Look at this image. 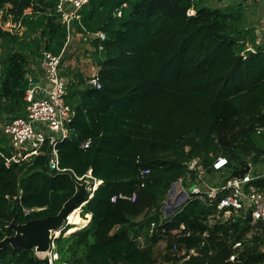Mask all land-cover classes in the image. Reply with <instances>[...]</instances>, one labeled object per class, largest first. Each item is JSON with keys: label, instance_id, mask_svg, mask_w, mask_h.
Masks as SVG:
<instances>
[{"label": "trees", "instance_id": "16d2710c", "mask_svg": "<svg viewBox=\"0 0 264 264\" xmlns=\"http://www.w3.org/2000/svg\"><path fill=\"white\" fill-rule=\"evenodd\" d=\"M240 1L89 0L73 28L93 47L101 87L71 66L61 72L72 117L56 145L59 173L49 141L14 161L2 129L26 116L28 77L38 78L43 54L71 58L59 0H0V241L15 234L13 222L58 215L89 181L81 215L91 218L57 238L58 263L264 264V224L218 210L229 192L190 194L162 211L175 184L220 188L243 164L264 192V37ZM219 157L228 165L218 171ZM195 159L203 174L190 169ZM0 264L46 263L34 249L7 247Z\"/></svg>", "mask_w": 264, "mask_h": 264}, {"label": "built area", "instance_id": "2783aa9c", "mask_svg": "<svg viewBox=\"0 0 264 264\" xmlns=\"http://www.w3.org/2000/svg\"><path fill=\"white\" fill-rule=\"evenodd\" d=\"M88 2L89 0H59L57 12L60 14L61 22L66 26L69 33L68 42L73 32L74 21H80L81 16L79 12ZM187 14L194 16V8L189 9ZM6 27L15 28L16 25L8 22ZM95 36L101 39L105 38L102 32H99ZM62 56L63 53L54 55L50 52H45L43 54V58L41 59L42 73L37 79L31 75L28 77L29 87L25 96V100L28 103L26 116L16 118L2 126L5 134L11 138V146L14 150L12 160L20 162L38 155L46 141H49L53 147L50 168L59 173H63L66 170L59 166L56 145L68 137V123L72 117L70 109L65 103L68 80L61 75ZM89 82L98 89L101 87L96 75L92 76ZM263 132L264 126L257 129L258 135H261ZM88 146L89 142L84 144V148ZM227 165L228 160L224 157H219L214 162L213 168L219 171L223 170ZM247 165L250 167L248 174L242 178L229 179L220 188L210 187L204 190L200 186H195L189 193L181 186V183L175 184L173 191L170 192L167 198L168 203L167 205L165 204L162 211L167 210L172 205L175 208L180 206L182 204L180 202L181 199H184V203L187 202V196L190 199V194L202 195L205 193L209 198L215 199L219 192H229L230 195L223 198L218 204V210L227 209L225 210L226 217L235 213L236 215H243L245 218L251 216L254 223L260 221L264 224V192L252 184L257 178L253 176V166L251 164ZM189 167L203 174L199 160H193ZM178 185L181 187L179 190L177 189ZM173 194L177 197L175 204L170 202ZM81 208V206L78 207L66 217L60 231L51 234L50 249L42 254L36 253L46 264H65L58 263L60 255L56 247V240L62 234L70 233L72 228L76 227V225L71 223L70 218L74 212L81 211ZM70 227L72 228L69 229ZM154 227L155 224H152V228ZM234 259L235 257L232 256L230 260L233 261Z\"/></svg>", "mask_w": 264, "mask_h": 264}, {"label": "water", "instance_id": "95a60500", "mask_svg": "<svg viewBox=\"0 0 264 264\" xmlns=\"http://www.w3.org/2000/svg\"><path fill=\"white\" fill-rule=\"evenodd\" d=\"M252 49H248L244 55L253 54ZM250 172V167L243 164L242 168L234 172L229 179L242 178ZM91 177V175H90ZM88 182L77 183V191L75 195L64 205L60 213L56 216H51L45 219H36L27 222L26 224H15L9 226L10 230L15 231V234L6 237L0 241V249L12 247L15 250L24 251L34 249L37 254H42L50 249L51 234L58 232L65 223L66 217L72 213L79 205H84L92 188H88ZM95 189V188H94ZM173 191V188L171 192ZM189 197L187 196V202ZM180 209V208H179ZM177 209L176 211H178Z\"/></svg>", "mask_w": 264, "mask_h": 264}, {"label": "rangeland", "instance_id": "374dc122", "mask_svg": "<svg viewBox=\"0 0 264 264\" xmlns=\"http://www.w3.org/2000/svg\"><path fill=\"white\" fill-rule=\"evenodd\" d=\"M240 1V0H235ZM241 2V1H240ZM246 3V17L249 22H253L256 25L257 33L259 34L258 40H260L262 37H264V0H245L243 1ZM93 47L87 43L86 41L78 42V40H75V45L72 47V51L68 54L71 56L68 60L65 61L64 64H62V73L66 71L67 67L71 66L72 68H76L79 70L85 77H92L94 75H97L98 68L91 56L93 52ZM1 127V126H0ZM231 177V176H230ZM229 176H223L222 181H226L230 178ZM217 181V179H213ZM88 182V188L90 187V182ZM96 185V184H95ZM182 186V185H181ZM177 189H181L180 185L177 186ZM170 202L172 204H175L177 202V197L175 194H173L170 198ZM182 204L178 207H174L172 205L167 210H164V214L171 215L173 214L177 209L182 207L184 205V199L180 201ZM166 201V205H167ZM79 211V210H78ZM79 214L82 219H84L81 215V211H79ZM88 216V215H87ZM77 229V228H76ZM75 229V230H76ZM71 232V231H70ZM67 235L69 233H66ZM65 234V235H66ZM161 248H164V244L160 245Z\"/></svg>", "mask_w": 264, "mask_h": 264}, {"label": "crops", "instance_id": "0c3cea01", "mask_svg": "<svg viewBox=\"0 0 264 264\" xmlns=\"http://www.w3.org/2000/svg\"><path fill=\"white\" fill-rule=\"evenodd\" d=\"M75 40H78V42L86 41L85 38L83 39V35L81 33L77 32L76 28L74 27L72 35H71V38H70V40H69V42L67 44V48H66L67 49V53L68 52L70 53L72 51V47H74V45H75ZM40 73L38 74V72H37L36 74L39 76ZM90 218H91V215H88L86 220L83 219L82 220V225H80L79 228L84 227L85 225H87V223L89 222Z\"/></svg>", "mask_w": 264, "mask_h": 264}, {"label": "bare ground", "instance_id": "6f19581e", "mask_svg": "<svg viewBox=\"0 0 264 264\" xmlns=\"http://www.w3.org/2000/svg\"><path fill=\"white\" fill-rule=\"evenodd\" d=\"M97 188V187H96ZM82 218H81V216H80V214H79V211H76V212H74L73 214H72V216H71V218H70V221H71V223H73L74 225H76V227H73V229L71 230V232H73V231H75V229L77 228H79V226L80 225H82ZM76 229V230H77Z\"/></svg>", "mask_w": 264, "mask_h": 264}, {"label": "clouds", "instance_id": "9594fccd", "mask_svg": "<svg viewBox=\"0 0 264 264\" xmlns=\"http://www.w3.org/2000/svg\"><path fill=\"white\" fill-rule=\"evenodd\" d=\"M97 187V184L95 185V187L94 188H96ZM77 209V208H76ZM88 224V223H87ZM73 229V228H72Z\"/></svg>", "mask_w": 264, "mask_h": 264}]
</instances>
